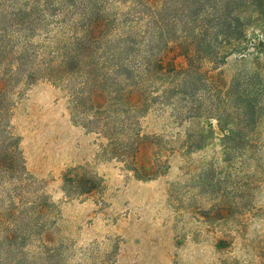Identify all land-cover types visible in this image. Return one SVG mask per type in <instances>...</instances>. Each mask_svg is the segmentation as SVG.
<instances>
[{
    "label": "trees",
    "instance_id": "16d2710c",
    "mask_svg": "<svg viewBox=\"0 0 264 264\" xmlns=\"http://www.w3.org/2000/svg\"><path fill=\"white\" fill-rule=\"evenodd\" d=\"M250 55L259 68L225 73ZM44 80L139 180L212 149L213 234L231 220L235 240L240 219L264 217V0H0V264H69L12 123Z\"/></svg>",
    "mask_w": 264,
    "mask_h": 264
},
{
    "label": "rangeland",
    "instance_id": "374dc122",
    "mask_svg": "<svg viewBox=\"0 0 264 264\" xmlns=\"http://www.w3.org/2000/svg\"><path fill=\"white\" fill-rule=\"evenodd\" d=\"M259 66L256 55L232 57L224 71ZM68 107L56 83L39 81L12 123L33 188L54 204V238L69 264H264L263 216L240 219L235 240L231 220L212 233V149L178 157L165 176L142 181L107 156L104 140L76 124ZM138 165L151 171L149 151Z\"/></svg>",
    "mask_w": 264,
    "mask_h": 264
}]
</instances>
